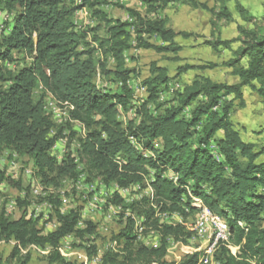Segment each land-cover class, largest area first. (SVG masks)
<instances>
[{"label":"trees","instance_id":"trees-1","mask_svg":"<svg viewBox=\"0 0 264 264\" xmlns=\"http://www.w3.org/2000/svg\"><path fill=\"white\" fill-rule=\"evenodd\" d=\"M140 1L153 14L178 2L196 6L194 0ZM80 2L75 6L74 0H0V13L6 16L0 24V29L4 28L0 33V152L10 149L26 155L46 184L74 180L77 159L68 155L57 162L50 150L63 138L70 148L77 135L72 123L81 124L85 136L78 139L77 152L88 173L87 181L97 176L103 184L120 189L138 186L139 194L146 183L151 194L140 202L131 201L126 206L120 197L112 198L117 210L122 206L125 223L103 255L102 264H200V251L179 261L167 260L170 243H187L192 233L182 222L162 223L157 217L164 213L187 216L185 209L190 213L196 210L193 198L198 209L207 208L212 219L228 230L227 242L213 255L214 263L264 264V144L256 149L243 142L230 119L235 102L240 108L244 106L245 88L252 89L264 105V36L242 31L246 37L237 40L241 43L237 50L231 48L236 41L219 37L206 41L216 55L224 50L232 56L220 63L183 65L176 71L180 77L190 71L221 67L232 71L236 83L195 76L189 84L171 90L167 70L151 64L149 77L140 84L146 96L137 100L129 86L133 71L126 67L127 52L172 54L173 61H179L176 56L181 47L175 39L191 36L168 29L160 17L147 19L129 10L128 21L93 12L102 24L77 29L72 21L77 10L105 4L104 0ZM220 15L228 14L222 10ZM18 53L30 62L10 72L4 64L14 63ZM97 72L112 83L110 87L95 83ZM40 86L42 92L35 99L33 93ZM168 93L171 96L165 98ZM45 94L48 97L44 98ZM49 97L71 108V124H55L44 110ZM226 98L230 100L221 104ZM121 112H131L132 118L120 121ZM212 147L221 159L213 157ZM4 180L0 175V185ZM47 200L58 219L53 231L43 234L32 219L29 204L18 200L22 211L17 219L0 208V242H13L12 259L19 260L22 251L33 247L47 251L46 264H85L65 258L60 251L61 240L69 235L90 239L96 226L86 222L78 228L79 208L62 214L58 197L51 195ZM132 217L158 233V247L148 248L138 242ZM85 250L87 258L95 255L94 248ZM29 261L30 254H26L20 264Z\"/></svg>","mask_w":264,"mask_h":264},{"label":"rangeland","instance_id":"rangeland-1","mask_svg":"<svg viewBox=\"0 0 264 264\" xmlns=\"http://www.w3.org/2000/svg\"><path fill=\"white\" fill-rule=\"evenodd\" d=\"M74 2H76L74 4L75 6L81 4L80 0H74ZM104 2L105 4L97 6L94 9L91 7H83L77 10H82V12H86V14L82 15L83 17L81 18H77V20L75 15L73 20L75 22L77 21L78 26H82V29H90L102 24V21L97 18L98 15H93V12H104L110 19L128 21L130 18L128 17L127 10H129L147 19L160 17L161 20L166 21L168 29H171L175 33H184L191 36L189 39H183L180 36L175 39V43L181 47L180 52L176 56L179 58V61H173L175 56L172 54H157L153 51L146 50H129L127 52L126 55L128 60L126 62V67L133 71L129 86L133 91L135 90L137 100L146 96V91L140 84L149 77L151 64H157V66L167 70L171 80L169 85L171 90H176L177 88H182L185 84H189L195 76H203L217 83L230 85L236 83L237 79L232 75V71L226 68L219 67L214 70L190 71L180 77L176 76V71L178 67L183 65L203 66L210 62L220 63L222 59L225 61L232 56V52L224 50L220 55H216L205 45L206 41L213 40L217 37L222 40L236 41L232 44L231 48L232 50H237L241 45L237 40H245L246 37L242 31H251L264 36L263 0H194L196 3L195 7L178 2L169 5L165 10L155 14L150 13L140 0H104ZM222 10L228 15H223V17H221L220 13ZM240 11L248 16V21L241 16ZM3 31L4 28L0 29V33ZM100 35L104 36V32L101 31ZM91 36L92 34L87 37V41ZM153 41L156 44H160V41L157 39L154 40L153 38ZM81 47L87 48L86 45H81ZM95 56L98 59L100 55L98 54ZM14 59L16 60L14 63L4 64L5 68L10 72H16L30 62L24 54L19 53L15 55ZM112 65V62L109 60L108 67ZM106 80L107 79L102 77L100 72L96 73L95 83L99 85V87H110L112 83H108ZM109 80L112 79L110 78ZM41 88L40 86L39 89L33 93L35 99L39 96L40 92H42ZM113 88L116 89V85H113ZM141 94L143 96H141ZM47 95L48 94H45L44 98H46ZM170 96L171 94L168 93L165 95V98ZM229 100V98L222 99L221 104H225V102ZM243 102L244 106L242 108L239 107V102H235V107L230 115L231 122L235 129L239 131L243 142L252 144L256 149H259V147L264 144V105L250 88H245L243 90ZM45 108L56 125L60 126L58 119L70 123L68 115V110H71L70 107L64 104H58L49 97L45 99ZM131 116V112H121L119 120L125 122L131 119ZM72 125L77 135L71 143L70 148L67 147V138H63L57 143L61 144L60 161L66 159L68 155L77 159V178L74 180L64 179L57 185L46 184L42 181L37 169H35L32 161L26 155H21L14 150L3 149L0 152V175H3L5 180L0 185V208L3 209L8 217L17 219L22 211L17 201H26L29 204L32 219L37 221V226L40 230L44 229L43 216L52 217L53 221L49 222V230H54L55 228L53 226L58 222V219L53 216V204L47 200L51 195L60 199L61 205L59 209L62 214L77 208L80 209L81 214L82 211H85V207L91 208V213L88 211L81 216L78 228H83L86 222H91L93 225H102V229L96 228L95 236L85 240H81L75 235H69L62 239L60 244L61 254L63 252L65 254L71 252V256H83V258L76 259H74L75 257H70L69 260L85 262L86 259H89L85 254L87 251L85 250L86 248L89 250L94 248V254L97 255V253L101 251L97 250V248L105 249V247H107L104 251L107 253L106 251H108L109 245L114 241V236L124 228L125 217L121 215L123 211L122 206H119L120 210H117L114 217L109 221H105L103 217L98 215L101 211H108L110 208L116 210L117 206L113 204L111 200H97L95 197H91L88 191H99L100 189L104 193H111L112 190L120 188L113 184H103L101 178L97 176L91 178L90 182L87 181L89 178L88 173L81 156L77 152L79 149L78 139L83 138L85 133H83L84 131L82 130L83 128H81V124L72 123ZM220 136L221 133L218 134V137ZM211 149L213 157L216 160L221 159L216 149L213 147ZM50 155L58 158L59 150H53L52 148L50 150ZM26 171H29V173H26ZM32 183L37 185V189L40 190L35 196L32 194L31 190ZM150 194L148 186L145 183L140 194L137 191L130 192V197H128L133 200H128V202H140L143 196L147 198ZM195 200L196 199L193 198L191 202L193 207L198 209V201L195 202ZM130 204L131 203L124 205L129 206ZM185 210L188 214L185 217L179 216L178 214L173 215L167 213H165V216L166 218L177 217V223H184L187 230L192 232L198 211L195 210L190 213L189 210ZM128 212L129 211L126 210L125 216L128 215ZM33 215H35L36 218H34ZM157 217L159 218V222L162 223L165 222L170 224L174 222L171 221V219H164V214H158ZM134 218L132 217V219L135 220V232L138 242L148 248L158 247L160 242L158 233L149 226H143L140 218ZM49 232L50 231L47 232L43 230V234ZM199 236L200 234L193 232L192 237L187 243L171 242L167 250V260L170 262L179 261L185 255L195 252V249H204L208 242V236H203L201 238H199ZM122 246L123 244H121L120 247ZM226 246L229 247L230 245ZM12 248L13 242H0V264H20L26 254H30V261L28 264H46L45 255L47 251L30 247L22 251V257L18 260L17 258L12 259L10 257ZM118 248L119 246L117 249ZM213 264L218 263L213 262Z\"/></svg>","mask_w":264,"mask_h":264},{"label":"built area","instance_id":"built-area-1","mask_svg":"<svg viewBox=\"0 0 264 264\" xmlns=\"http://www.w3.org/2000/svg\"><path fill=\"white\" fill-rule=\"evenodd\" d=\"M44 110L46 111L45 105H44ZM56 118V117H55ZM59 120V125L63 126L66 124V122H64L62 119H58ZM84 133H85V129H84ZM61 148V144L60 143H55L54 144V148L53 150H59V157L56 158L57 162H61L60 161V150ZM15 166V165H12ZM28 170V169H26ZM31 190H37V185H35L34 183L31 184ZM132 191H137L138 193L140 192V188L138 186H133L132 188H125V189H116V190H112L111 193H104L102 192L100 189L99 191H88V194L91 195V197H95L97 200H112V198L116 195L118 197H120L125 204H128V200H133L130 197V192ZM148 191H151L150 188L148 187ZM129 196V197H128ZM198 211V214L196 216V221L195 222H205V232L201 233L199 238L203 237V236H208V242L205 246L204 249L200 250L201 248H198V250H194L195 252H202V256L200 258V262H206L207 261V254H208V249L209 247H211V240H213V238H219L221 236V233L224 231H228L227 229L223 228L222 226L219 225V230H212V220L208 219V217L205 215V212L202 211L201 209H196ZM90 211L91 213V208L89 207H85V211H82L80 214V218L82 215H84V213ZM101 217H103V219L105 221H109V214H107V211L103 210L100 212ZM34 218L35 215H33ZM164 219H171V221L177 222V217H173V218H166L165 213H164ZM176 220V221H175ZM53 221L51 218H49L48 216H43V222H44V231H53V230H49V222ZM195 224V223H194ZM96 226V228H101L102 229V225L100 224H94ZM140 232V229H139ZM138 233V232H137ZM210 233V234H209ZM192 239H196V238H192ZM97 250H105V249H100L97 248ZM63 256H70V257H75L76 258H83V256H71V252L65 254L63 252ZM95 260H98L95 257Z\"/></svg>","mask_w":264,"mask_h":264},{"label":"bare ground","instance_id":"bare-ground-1","mask_svg":"<svg viewBox=\"0 0 264 264\" xmlns=\"http://www.w3.org/2000/svg\"><path fill=\"white\" fill-rule=\"evenodd\" d=\"M2 27V26H1ZM42 89V88H41ZM60 108H62V107H60ZM54 109V108H53ZM59 109V108H58ZM57 113V112H56ZM65 121V120H64ZM26 173H29V171H26ZM93 188V187H92ZM38 190V189H37ZM38 191H40V190H38ZM38 191H36V190H32V194L35 196L37 193H38ZM46 205V204H45ZM118 210H120V209H118ZM201 210L202 211H204L205 212V215L208 217V219H211L213 222H212V230H219V225L220 224H218L216 221H214L213 219H212V216H211V214H210V212L208 211V209L207 208H205V207H202L201 208ZM116 212H117V209L115 210V209H112V208H110V209H108V211H107V214H109V220L110 219H112L113 217H114V214H116ZM80 224V223H79ZM221 226V225H220ZM54 228H55V224H54V226H53ZM223 227V226H222ZM223 228H225V227H223ZM226 229V228H225ZM193 232H196V233H198V234H201V233H204L205 232V222H195V224H194V229H193V231L191 232V233H193ZM196 237V236H195ZM227 240H228V232L227 231H224V232H222L221 233V236L219 237V238H213V240H211V247H209V249H208V254H207V261L206 262H202V263H200V264H213V255H214V253H215V251H216V249L218 248V246L220 245V244H222L223 242H227Z\"/></svg>","mask_w":264,"mask_h":264},{"label":"crops","instance_id":"crops-1","mask_svg":"<svg viewBox=\"0 0 264 264\" xmlns=\"http://www.w3.org/2000/svg\"><path fill=\"white\" fill-rule=\"evenodd\" d=\"M81 17H83V16L77 15V18H81ZM5 18H6L5 14L4 13H0V24H2L4 22ZM1 28H3V26ZM141 96H143V95L141 94ZM106 248L107 247H105V249ZM104 251L105 250H101L99 253H97V255H95V256H93V257H91L89 259H86V261L82 262V263H85V264H102L101 260H102L103 254H105ZM106 252H108V251H106ZM62 255H63V253H62ZM64 257L67 258V259L70 258V256H64ZM95 257L98 260H95Z\"/></svg>","mask_w":264,"mask_h":264},{"label":"clouds","instance_id":"clouds-1","mask_svg":"<svg viewBox=\"0 0 264 264\" xmlns=\"http://www.w3.org/2000/svg\"><path fill=\"white\" fill-rule=\"evenodd\" d=\"M86 14V12H82V10L81 11H76V13L74 14V16L76 15V20H77V15H80V16H82V15H85ZM74 16H73V18H74ZM72 18V19H73ZM73 21V24L75 25V27L77 28V29H80L82 26H78V22L76 21H74V20H72ZM99 86V85H98Z\"/></svg>","mask_w":264,"mask_h":264}]
</instances>
